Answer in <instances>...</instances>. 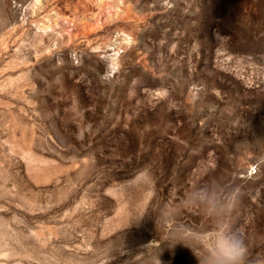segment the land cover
<instances>
[{
    "label": "rangeland",
    "instance_id": "obj_1",
    "mask_svg": "<svg viewBox=\"0 0 264 264\" xmlns=\"http://www.w3.org/2000/svg\"><path fill=\"white\" fill-rule=\"evenodd\" d=\"M235 190L264 264V0H0V264H198Z\"/></svg>",
    "mask_w": 264,
    "mask_h": 264
},
{
    "label": "clouds",
    "instance_id": "obj_2",
    "mask_svg": "<svg viewBox=\"0 0 264 264\" xmlns=\"http://www.w3.org/2000/svg\"><path fill=\"white\" fill-rule=\"evenodd\" d=\"M139 179L142 183H148L152 177L145 169L139 174ZM237 192L238 190L234 191L232 203L225 211H221V206L210 195L198 198L197 205L214 221L209 231L196 236L198 251L193 253L198 264H244L246 247L243 240L232 229L229 220L225 222L219 219L221 216L230 218Z\"/></svg>",
    "mask_w": 264,
    "mask_h": 264
}]
</instances>
